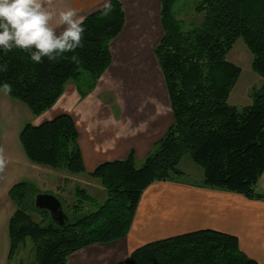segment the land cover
Masks as SVG:
<instances>
[{
  "label": "trees",
  "instance_id": "16d2710c",
  "mask_svg": "<svg viewBox=\"0 0 264 264\" xmlns=\"http://www.w3.org/2000/svg\"><path fill=\"white\" fill-rule=\"evenodd\" d=\"M178 0L160 1L162 36L153 53L162 73L173 120L163 136L136 166L132 152L124 159L98 164L85 172L78 132L68 113L40 124L25 123L18 133L25 156L33 163L86 173L98 180L106 198L93 210L80 214L95 199L84 187L75 186L74 201L61 204V217L36 204L41 192L32 183L18 181L8 190L15 208L7 223L12 260L32 241L28 264H71L69 256L89 245L110 243L126 236L143 190L155 181L182 182L178 167L185 155L202 170L198 186L264 198L256 183L264 172V0H197L198 21L184 28L174 9ZM113 11L102 8L83 20V47L57 61L42 58L35 63L30 53L0 49V89L12 85L8 96L22 102L33 115L49 109L68 81L76 82L79 95L91 91L111 63V41L120 33L124 11L120 0H111ZM239 38L251 53V68L262 79L251 93V102H228L240 68L227 59ZM76 55L79 62L71 57ZM84 70L88 79L81 80ZM55 196V195H53ZM56 198V196H55ZM41 215L35 221L28 209ZM69 211L76 217L70 219ZM50 214V215H49ZM116 264H257L240 250L236 236L213 229H199L147 242Z\"/></svg>",
  "mask_w": 264,
  "mask_h": 264
},
{
  "label": "crops",
  "instance_id": "0c3cea01",
  "mask_svg": "<svg viewBox=\"0 0 264 264\" xmlns=\"http://www.w3.org/2000/svg\"><path fill=\"white\" fill-rule=\"evenodd\" d=\"M160 1L120 0L124 11L123 26L110 43L111 63L94 88L81 97L76 82L68 81L56 102L41 114L34 115L35 120L31 122L36 125L61 113L71 115L87 173L102 162L124 159L131 152L135 163L142 162L173 120L162 73L153 53L162 36ZM104 2L54 0L58 10L75 8L82 17L101 9ZM7 106L8 109L11 107L9 103ZM12 112L19 115V111H6V134L0 148L4 149L10 165L17 163L16 158L24 167L32 168L24 159L22 147L21 150L17 144L18 133L25 123L20 126L13 123L10 120ZM9 152L15 154L8 157ZM41 166L32 168L38 177L71 179L82 182L85 189L104 190L86 173L71 176ZM199 176L202 177L201 172ZM14 179L7 167L0 173V211L6 207L13 212L14 206L7 193L16 183ZM46 185L43 180L41 192L53 193L58 201L64 198L62 186L55 184L50 189ZM75 186L71 201L75 198ZM256 189L264 194V172L257 180ZM199 229L236 236L240 250L257 264H264V198L175 181H155L143 190L125 237L79 249L69 256V261L71 264H116L147 242ZM6 252L3 251L4 264H7Z\"/></svg>",
  "mask_w": 264,
  "mask_h": 264
},
{
  "label": "rangeland",
  "instance_id": "374dc122",
  "mask_svg": "<svg viewBox=\"0 0 264 264\" xmlns=\"http://www.w3.org/2000/svg\"><path fill=\"white\" fill-rule=\"evenodd\" d=\"M196 1L197 0H178L175 4L174 9L176 11V16L182 20L184 28H189L190 22L199 20V16H196L193 10V7ZM227 59L233 62L235 65H237L240 68L239 77L233 89L231 90V93L229 94L228 102L236 106H242V105L249 104L251 102L252 91L259 88V86L262 83V79L256 72L252 70L250 66L251 59H252L251 53L249 52V50L247 49V47L245 46L241 38L236 40V42L233 44L231 50L227 54ZM80 78L82 81L88 79V73L82 70L80 74ZM8 103L11 106L9 107V109L7 108ZM6 111H19V115H17V113L12 112L11 117H10V120L13 123L15 122L19 123V126L20 124H24V123H28V122L31 123L33 119L35 118V116L29 111L26 105H24L22 102L8 95H5L3 91L0 90V142L2 140V137L6 134L5 128L7 127V123L5 121H8ZM11 128L13 130V128L15 127H10V129ZM17 144L19 145L21 149V146L18 140H17ZM14 154L9 152L8 157L10 155L13 156ZM24 159L25 161H27L28 165L31 166L32 168L41 166V165L31 162L25 155H24ZM15 161H17V163L14 165L13 164L10 165L9 163V167L7 166V169L9 172H11V176L16 178L14 179L16 180V182L25 180L27 182L32 183L40 191H42L41 183L43 182V180L47 182L48 186L47 185L46 186L49 188L54 186L55 184L59 185L58 187L62 186L64 188V192L62 194L64 198L63 199L61 198L62 201L64 200L63 203L71 202L73 198L72 192H71L73 189V186L75 185L80 186V187L83 186L82 182L80 181L77 182L71 179L69 180L64 179L65 180L64 181L63 179H59L55 177L49 178L47 176H42V175L38 177L37 172L34 169L29 168V167H24L19 162V159L15 158ZM180 161H179L180 165L178 164V167L180 166L179 168L184 173L182 182L199 183L202 179V177L199 176L200 172L202 173L201 168L197 164H195L188 155L183 156ZM141 163L142 162H136L135 164L136 166H140ZM41 167H44V166H41ZM59 171H63V170H59ZM80 175L81 174H79L78 176ZM86 190L95 199V203H97V205L94 203L84 204L82 209L79 211V214H76L77 216L93 210L95 207L98 206V204H101L106 198V192L104 190H98L92 187H87ZM10 202L11 204H13L11 200ZM13 208H15V206ZM28 212L30 213V215L35 221L41 222V219H42L41 215L38 214L36 211H34V209L29 208ZM10 214H11V211H9V209H7L6 207L1 209L0 211V264H4L2 260L3 251H6L8 249L7 223H8V218ZM76 215L72 211H69L68 213V217L70 219L75 218ZM32 258H33L32 241L29 237H27L25 240V243L23 244V246L19 248V250L16 252L13 259L10 260L9 262L7 259L6 260H7V264H28L32 260Z\"/></svg>",
  "mask_w": 264,
  "mask_h": 264
},
{
  "label": "clouds",
  "instance_id": "9594fccd",
  "mask_svg": "<svg viewBox=\"0 0 264 264\" xmlns=\"http://www.w3.org/2000/svg\"><path fill=\"white\" fill-rule=\"evenodd\" d=\"M113 11L111 0H105L102 16ZM84 17L78 9H57L54 0H0V49L5 53L20 49L30 53L33 62L42 63V58L55 62L65 53L83 47ZM71 59L79 62L73 55ZM7 71V66L0 67ZM5 95L12 92V85L5 82ZM9 161L0 148V173H4Z\"/></svg>",
  "mask_w": 264,
  "mask_h": 264
},
{
  "label": "water",
  "instance_id": "95a60500",
  "mask_svg": "<svg viewBox=\"0 0 264 264\" xmlns=\"http://www.w3.org/2000/svg\"><path fill=\"white\" fill-rule=\"evenodd\" d=\"M36 204L40 207L47 208L51 213L54 214L53 210L58 211L61 215V204L55 196L52 194H40L36 197ZM46 200V202H45Z\"/></svg>",
  "mask_w": 264,
  "mask_h": 264
},
{
  "label": "flooded vegetation",
  "instance_id": "af4514ba",
  "mask_svg": "<svg viewBox=\"0 0 264 264\" xmlns=\"http://www.w3.org/2000/svg\"><path fill=\"white\" fill-rule=\"evenodd\" d=\"M45 202H46V200H45ZM53 212H54L56 218L60 219V217H61L60 213L58 211H55V210H53Z\"/></svg>",
  "mask_w": 264,
  "mask_h": 264
}]
</instances>
